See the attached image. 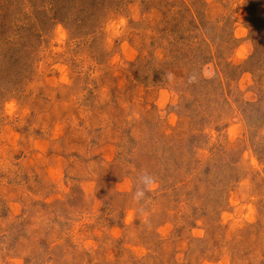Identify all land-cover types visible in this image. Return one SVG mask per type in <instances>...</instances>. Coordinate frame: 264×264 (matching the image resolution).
I'll return each instance as SVG.
<instances>
[{
  "label": "rangeland",
  "instance_id": "374dc122",
  "mask_svg": "<svg viewBox=\"0 0 264 264\" xmlns=\"http://www.w3.org/2000/svg\"><path fill=\"white\" fill-rule=\"evenodd\" d=\"M0 264H264V0H0Z\"/></svg>",
  "mask_w": 264,
  "mask_h": 264
},
{
  "label": "clouds",
  "instance_id": "9594fccd",
  "mask_svg": "<svg viewBox=\"0 0 264 264\" xmlns=\"http://www.w3.org/2000/svg\"><path fill=\"white\" fill-rule=\"evenodd\" d=\"M137 197L139 198V197H141V196H143V192L141 191V192H137Z\"/></svg>",
  "mask_w": 264,
  "mask_h": 264
},
{
  "label": "trees",
  "instance_id": "16d2710c",
  "mask_svg": "<svg viewBox=\"0 0 264 264\" xmlns=\"http://www.w3.org/2000/svg\"><path fill=\"white\" fill-rule=\"evenodd\" d=\"M17 26H18L17 24H16V25L14 24L13 27H12L13 30H14V28H16ZM8 27L11 28L10 25H8ZM18 28H20V27H18Z\"/></svg>",
  "mask_w": 264,
  "mask_h": 264
}]
</instances>
